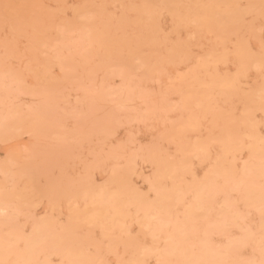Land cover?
Instances as JSON below:
<instances>
[{
    "label": "rangeland",
    "instance_id": "374dc122",
    "mask_svg": "<svg viewBox=\"0 0 264 264\" xmlns=\"http://www.w3.org/2000/svg\"><path fill=\"white\" fill-rule=\"evenodd\" d=\"M0 264H264V0H0Z\"/></svg>",
    "mask_w": 264,
    "mask_h": 264
}]
</instances>
